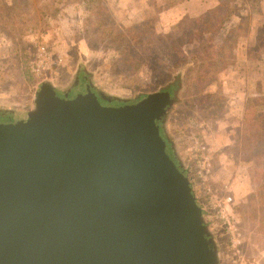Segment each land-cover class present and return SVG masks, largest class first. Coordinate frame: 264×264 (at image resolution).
<instances>
[{"label":"rangeland","instance_id":"obj_1","mask_svg":"<svg viewBox=\"0 0 264 264\" xmlns=\"http://www.w3.org/2000/svg\"><path fill=\"white\" fill-rule=\"evenodd\" d=\"M158 8L155 0H0V109L28 114L47 82L62 98L90 84L116 105L164 91L179 76L162 132L203 207L224 187L233 197L230 230L216 211L207 214L218 224L207 223L220 264H264V149L253 138L264 141V128L251 111L243 122L226 116L230 85H258L262 95L251 100L264 114V0H222L173 25ZM39 47L50 62L37 76Z\"/></svg>","mask_w":264,"mask_h":264},{"label":"water","instance_id":"obj_2","mask_svg":"<svg viewBox=\"0 0 264 264\" xmlns=\"http://www.w3.org/2000/svg\"><path fill=\"white\" fill-rule=\"evenodd\" d=\"M56 91L41 84L26 119L0 123V264H220L162 132L170 92L109 106L90 84Z\"/></svg>","mask_w":264,"mask_h":264},{"label":"crops","instance_id":"obj_3","mask_svg":"<svg viewBox=\"0 0 264 264\" xmlns=\"http://www.w3.org/2000/svg\"><path fill=\"white\" fill-rule=\"evenodd\" d=\"M156 6L159 7L158 9L163 11V16L167 18V20H170L169 23L175 24L179 20H181L184 17H197L199 15H202L203 13L214 9L218 7L222 0H155ZM170 1V3H167ZM131 3V1H129ZM124 3V2H123ZM126 7H129V3H124ZM128 4V5H127ZM165 11V12H164ZM162 16V18H163ZM176 20V21H175ZM175 21V22H174ZM174 22V23H173ZM264 25V22H262ZM257 88L258 85H255ZM260 88V87H259ZM253 89V85H230L226 87L227 92H229L230 95V101L229 102V109L227 111V117L232 118L231 116L237 118H240V121L243 122V119L248 111H251L253 114V122L254 127L257 126V121L259 119L260 113L257 115V109L258 106H252L249 107L248 104L252 102L251 99L258 98V96H261L262 93L257 94L255 93ZM252 116V115H251ZM263 128H259V131H262ZM232 130H230L227 133V136L229 139L232 138ZM231 134V135H230ZM243 136V135H242ZM247 136V135H245ZM260 137L263 138L261 135ZM223 142V145H221ZM220 141V147L224 148V146L229 145V141ZM226 142V144H224ZM216 144L217 139H216ZM224 150L223 153L227 152ZM257 168V167H256Z\"/></svg>","mask_w":264,"mask_h":264},{"label":"built area","instance_id":"obj_4","mask_svg":"<svg viewBox=\"0 0 264 264\" xmlns=\"http://www.w3.org/2000/svg\"><path fill=\"white\" fill-rule=\"evenodd\" d=\"M49 55L47 50L44 47H39L38 49V57L36 61L32 62L31 64V71L35 75H40L42 72L47 69V66L49 65ZM204 149V147H202ZM221 193H225V195H222ZM211 199L208 201V207L204 206L206 216L208 220H206L207 223H210V226L217 228L218 224L213 221L209 215V213L216 211L215 215H219L222 219H224L223 225L227 227L228 230L231 229V222H230V207L233 203V197L231 195H228L227 188L224 187L220 190V193L211 194Z\"/></svg>","mask_w":264,"mask_h":264},{"label":"trees","instance_id":"obj_5","mask_svg":"<svg viewBox=\"0 0 264 264\" xmlns=\"http://www.w3.org/2000/svg\"><path fill=\"white\" fill-rule=\"evenodd\" d=\"M181 81H182L181 78L179 76H176V77H174L172 79V81H170L167 84L166 90L170 92V95H171V98L172 99H174L173 95L176 94L179 91V89L181 87L180 86L181 85ZM252 90L259 91L255 86L253 87ZM248 106L249 107H252V106H261V104L258 103L257 101H252L251 103L248 104ZM257 126H258V128H264V114H262V113L259 115V119L257 121ZM253 138H257L256 139V143L257 144L259 143L258 145H261L262 149H264V141H263V138L260 137V136H257V137L255 136ZM257 144L253 147L254 149L257 147ZM171 146H172V144L169 143V142H167V153L173 158V155L171 153ZM175 163H177V162L175 161Z\"/></svg>","mask_w":264,"mask_h":264},{"label":"flooded vegetation","instance_id":"obj_6","mask_svg":"<svg viewBox=\"0 0 264 264\" xmlns=\"http://www.w3.org/2000/svg\"><path fill=\"white\" fill-rule=\"evenodd\" d=\"M73 89V88H72ZM72 89H71V91H72ZM58 91H56V93H57ZM58 94V93H57ZM61 94H59V96H60ZM61 97V96H60ZM135 102H137V100H135V101H130V102H128V104H130V103H135ZM114 102H109V103H107L109 106H119L120 104H113ZM27 115L28 114H25V115H22L21 117H14V115L13 114H11V113H8V112H5V111H2L1 109H0V123H9V122H12L13 120H11L10 118H13V119H17L18 121H20V120H24V119H26L27 118Z\"/></svg>","mask_w":264,"mask_h":264}]
</instances>
